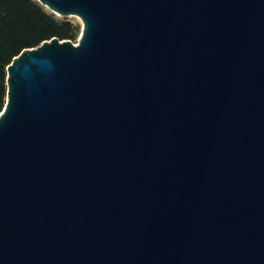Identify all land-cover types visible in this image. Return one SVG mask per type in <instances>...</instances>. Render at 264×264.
I'll use <instances>...</instances> for the list:
<instances>
[{
    "label": "water",
    "instance_id": "obj_1",
    "mask_svg": "<svg viewBox=\"0 0 264 264\" xmlns=\"http://www.w3.org/2000/svg\"><path fill=\"white\" fill-rule=\"evenodd\" d=\"M82 21L6 67L0 264H264V0H37Z\"/></svg>",
    "mask_w": 264,
    "mask_h": 264
},
{
    "label": "trees",
    "instance_id": "obj_2",
    "mask_svg": "<svg viewBox=\"0 0 264 264\" xmlns=\"http://www.w3.org/2000/svg\"><path fill=\"white\" fill-rule=\"evenodd\" d=\"M79 26L56 18L37 0H0V112L6 100V67L25 48L53 37L74 41Z\"/></svg>",
    "mask_w": 264,
    "mask_h": 264
},
{
    "label": "rangeland",
    "instance_id": "obj_3",
    "mask_svg": "<svg viewBox=\"0 0 264 264\" xmlns=\"http://www.w3.org/2000/svg\"><path fill=\"white\" fill-rule=\"evenodd\" d=\"M43 7L45 8V10H46L47 12L52 13L56 18H62V17H63V16H60V15L54 13L53 11H51L47 6H44V5H43ZM67 17H68L71 21H73V23H75L76 25L79 26V31H78V33H77V36H76V38L74 39V41H72L73 43L76 44V43L78 42L79 37H80V34H81L82 21H81V19H80L78 16H76V15H69V16H67Z\"/></svg>",
    "mask_w": 264,
    "mask_h": 264
}]
</instances>
